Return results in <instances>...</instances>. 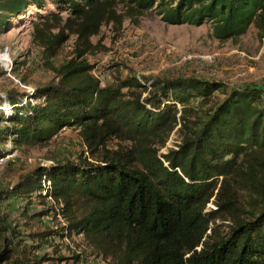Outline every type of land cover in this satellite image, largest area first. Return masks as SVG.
Masks as SVG:
<instances>
[{"label":"trees","instance_id":"trees-1","mask_svg":"<svg viewBox=\"0 0 264 264\" xmlns=\"http://www.w3.org/2000/svg\"><path fill=\"white\" fill-rule=\"evenodd\" d=\"M45 1L0 0V32L26 6ZM47 2L54 9L39 16L31 37L56 81L37 86L28 100L14 90L0 96V121L8 123L0 135L37 144L75 127L89 155L38 166L0 191V199L51 197L59 207L31 217L52 212L66 220L60 232L28 233L33 245L17 238L0 210V264L63 260L36 252L58 233L82 235L113 264H264V87L227 91L214 79L132 74L102 85L84 58L102 25L137 22L148 11L169 24L210 23L220 40H235L250 26L263 38L264 0H124L123 13L117 0ZM70 34L74 58L54 65L50 57ZM178 125L176 148L159 153ZM114 138L129 145L108 147ZM6 153L0 148V158ZM43 179L50 181L44 194ZM209 202L217 208L206 211ZM217 219L229 222L223 234Z\"/></svg>","mask_w":264,"mask_h":264},{"label":"rangeland","instance_id":"rangeland-1","mask_svg":"<svg viewBox=\"0 0 264 264\" xmlns=\"http://www.w3.org/2000/svg\"><path fill=\"white\" fill-rule=\"evenodd\" d=\"M45 2L46 7L42 8L33 4L26 6L23 14L12 18L7 29L0 32L1 97H6V92L14 90L27 93L23 97L26 99L37 86L56 81L43 58L42 47L33 42L31 37L33 25L39 16L54 9L51 3ZM116 8L119 13H123L124 0H117ZM59 13L63 19L68 15L66 11ZM91 42L94 48L84 58L92 65L91 73L102 85L115 82L117 77L124 78L132 74L138 77L195 76L214 79L223 83L227 91L245 84L264 87V37L261 38L253 26L235 40H220L212 34L210 23L169 24L154 11H148L139 16L137 22L124 17L119 27L113 23L102 25L100 32L91 37ZM74 56L75 35L70 34L56 54L50 57V61L57 65ZM5 59L12 62L10 71L6 69ZM216 97L221 99L224 94L217 92ZM7 125L6 121H0V132ZM178 127L171 132L159 153L176 148L180 140ZM3 137L4 134L0 135V148L7 150V153L0 159V191L13 187L38 166L65 160L77 162L89 155L75 127L61 129L50 140L37 144L16 145L8 136L4 140ZM117 144L129 145L114 138L108 142V147L114 148ZM37 194L33 193L30 201L18 196L0 199V210L6 215L10 229H14L17 238H25L27 244L33 245L38 241H33L28 233L45 228L60 232L66 225L61 215L52 212L43 217H31L36 211L48 206L59 207L51 197L43 199ZM26 204L27 213L23 215L22 209ZM216 208L209 202L205 210ZM228 223L227 220H216L220 233L227 231ZM36 252L64 258L43 264H113L96 255L83 236L77 234L52 235ZM75 256H79V259Z\"/></svg>","mask_w":264,"mask_h":264},{"label":"built area","instance_id":"built-area-1","mask_svg":"<svg viewBox=\"0 0 264 264\" xmlns=\"http://www.w3.org/2000/svg\"><path fill=\"white\" fill-rule=\"evenodd\" d=\"M5 61H6V69L8 71H10L11 66H12V62L11 61H7V59H5ZM42 183H43V189H44L43 191H44V193H46L47 190H49V188H50V181L49 180H46V179H43L42 180Z\"/></svg>","mask_w":264,"mask_h":264}]
</instances>
